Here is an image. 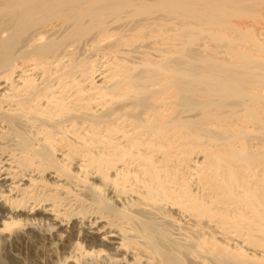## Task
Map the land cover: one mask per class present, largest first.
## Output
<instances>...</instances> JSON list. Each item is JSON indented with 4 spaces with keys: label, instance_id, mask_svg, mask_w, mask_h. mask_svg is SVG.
Wrapping results in <instances>:
<instances>
[{
    "label": "bare ground",
    "instance_id": "1",
    "mask_svg": "<svg viewBox=\"0 0 264 264\" xmlns=\"http://www.w3.org/2000/svg\"><path fill=\"white\" fill-rule=\"evenodd\" d=\"M12 244L264 264V0H0V264Z\"/></svg>",
    "mask_w": 264,
    "mask_h": 264
},
{
    "label": "rangeland",
    "instance_id": "2",
    "mask_svg": "<svg viewBox=\"0 0 264 264\" xmlns=\"http://www.w3.org/2000/svg\"><path fill=\"white\" fill-rule=\"evenodd\" d=\"M36 246L34 244L32 246H29L28 248H25L20 245L12 244L10 245L8 250L10 252V255H12L13 257L14 255L17 257H20L22 259L23 264H34L33 259H35L37 256ZM1 250H2V247L0 246V253H1Z\"/></svg>",
    "mask_w": 264,
    "mask_h": 264
}]
</instances>
